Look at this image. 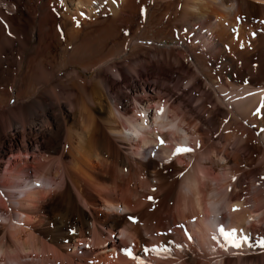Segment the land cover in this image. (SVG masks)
Listing matches in <instances>:
<instances>
[{
  "label": "bare ground",
  "instance_id": "obj_1",
  "mask_svg": "<svg viewBox=\"0 0 264 264\" xmlns=\"http://www.w3.org/2000/svg\"><path fill=\"white\" fill-rule=\"evenodd\" d=\"M9 1L0 0V209L4 211L0 214V264H87L83 261L86 255L77 257L79 247L86 243L102 248L91 251L94 264H229L225 251L230 250L245 264H264V206L250 211L240 207L241 193L247 190L244 176L248 174H239L247 161L254 160L255 148L250 146L254 136L250 125L243 130L237 125L240 118L258 125L264 143V115L258 112V107L264 106V54L260 63L246 65L250 75L246 82L247 74L238 72L241 68L236 63L243 53H235L233 37L257 30L262 42L258 47L264 52V0L169 1L182 28L179 39L172 42L185 47L183 57L190 59L188 50L194 53L196 59L190 60L216 93L219 105L216 110H205L207 99L201 96L198 104L209 117L190 122L184 116L187 113L172 114L173 109L162 99L155 100L152 95L137 98L138 114L117 110L123 128L129 132L116 127L117 115L111 110L105 125L96 122L87 103L85 87L97 76L105 82L102 67L114 59L64 71L48 67L44 60L52 52V40L59 36L60 26L69 27L70 20L59 21L54 15L39 20L25 17L24 1ZM135 1L119 3L120 17L135 11ZM6 5L17 15L3 10ZM189 36L217 60L227 52L232 55L227 63L231 77H226L228 86L219 80L217 68L216 72L208 68L210 58L206 54L196 55V44L186 42ZM36 38L38 43L34 44ZM142 39L131 37L130 49L138 47ZM215 45L216 50L212 48ZM130 54H135L134 50ZM37 60L40 65L33 67ZM169 63L168 59L152 58L143 67L149 74L153 64L167 68ZM152 81L159 85V80ZM199 83L193 81L195 86ZM70 89L80 96L64 92ZM107 123L125 149L108 142L111 138L104 131ZM155 134L161 137L160 143L164 141L161 144L167 157L141 158L146 155L142 142L153 140ZM178 146L192 151L174 154ZM244 148L249 155L243 156ZM4 162L7 166L2 170ZM30 167L36 175L26 181ZM186 168L191 171L185 173ZM41 179L44 181L39 183ZM187 185L190 192L185 190ZM173 196L174 207L170 203ZM223 203L233 210L234 218L226 230H235L232 239L239 247L221 232ZM172 217L188 221V229L170 232ZM117 233L122 234L123 242L114 243ZM240 233L245 241L239 238ZM26 257L32 262L24 261Z\"/></svg>",
  "mask_w": 264,
  "mask_h": 264
},
{
  "label": "rangeland",
  "instance_id": "obj_2",
  "mask_svg": "<svg viewBox=\"0 0 264 264\" xmlns=\"http://www.w3.org/2000/svg\"><path fill=\"white\" fill-rule=\"evenodd\" d=\"M13 1L14 0H10L9 2H13ZM23 1H24L23 9H24L25 17H30V18L34 17L39 20L41 18L50 19V17L54 15V17H56L59 21L63 19L64 20L68 19L71 22L69 27L65 28L60 26L58 29L59 36L54 38L53 40L51 39L53 41V47H52L53 49H51L52 50L51 53L45 56V60H44L45 64L47 63L46 65L48 67L52 69L55 68V70H59L63 68L80 69L84 65L85 66L92 65L97 62L99 63L101 61L108 59L109 57H112L114 59L112 62L109 60L110 62H108V65L107 64L105 65L106 67L105 66L102 67L101 76L105 82L97 80L100 79V77L98 78L97 76L95 80H90V84H88L85 87V93L88 96V97L86 96L88 100L87 103H90L88 106L92 113V117L94 116L93 119L96 122L105 125V123L108 122V119H110L109 111L111 110L114 111L117 115V119L114 121L116 127H120L123 131L129 132L127 129L123 128L121 120L118 118L119 114L117 110L125 111L126 109H128L129 111L131 110L130 114L136 115L137 112L139 113L140 107L138 108V105H135L136 103L134 102L136 101L135 99L150 97L151 95L154 96L155 100L162 99L160 101L164 103L167 102L168 105H170L171 109H173L172 114L183 115V113L184 114L187 113L188 115H184V116H187L186 117L187 120L188 119L192 120V121L188 120L190 122H194L196 121V119L206 120L208 119L207 117H209L208 115H206L201 104H198L202 102L203 98H201V96L202 97L204 96L205 99L208 100V101L206 100L207 109L205 110L208 111H212L213 109L216 110V107L219 105L214 90L212 88L210 89V86H208V84L205 83L204 76L200 75L201 73L197 72L198 70H195L196 67L193 65L192 62L193 59H196L194 56H192L194 55V53L191 50H188L189 51L188 53L191 56L190 57V59L192 60L191 61L189 58L183 57L185 56L184 54L185 47H182L180 43L172 42L173 39L174 41L175 40L177 41L179 39L180 29L182 28H181V23L176 21L177 15L175 14L177 13L175 12V9L172 6L168 5V2L171 0H136L135 8H134L135 11H130L129 12L130 14L128 13V15L127 14H125V16L123 15L124 18L120 17L122 14L120 12L121 8L119 7H121L120 2H122V0H23ZM196 1L197 0H194L193 1L194 3L191 4H195L198 2ZM9 8L10 7L6 5V7H3V10L5 11L7 10L6 12H8L9 15L11 14L13 16H16L17 13H14ZM153 17H155V19H153ZM86 19L87 21H85ZM164 29L166 31H164ZM184 29L188 32L187 26L184 27ZM258 33L259 32H257L256 30V31H247L246 33L242 34L243 36H241V34L238 33L234 34L233 37L235 39L234 42L235 53H243V58H244V59L242 58V60L241 59L236 60V63H238V65L241 68L238 72H243V74L244 73L247 74V69H246L247 64H256L261 62V56H263L264 52H262V50L258 47V45L259 46L262 45V42L258 40V38L261 36L258 35ZM262 33H264V31L261 32V34ZM134 35L141 39L143 38L142 40L145 41L146 43L142 42V40L140 41V43L138 42L137 44L138 47L133 49L135 54L131 55L130 53H132L133 50L130 49V45L128 43H129V39H131V37H133ZM46 40H49L48 37L46 38ZM36 42L38 43L37 38L35 39L34 44H37ZM186 42L190 45L196 44L193 48L194 50L196 49L195 51L197 56L205 55L207 53L206 49L195 41V37L193 36L187 37ZM212 48L216 50L217 46L215 45ZM227 53L228 55L218 60L213 58L212 54H208V55L206 54V55L208 58H210L209 62L207 63L209 64L208 68L211 67V69H214L213 71L215 72L217 68L219 74H221V75H217L218 78L219 77L221 78V79L219 78V80H221L222 83H225V85L228 86L227 84L228 80L226 77L229 78L231 77L229 75L230 66L227 63H229L233 58L231 57L232 55H230L229 52ZM152 58L158 61L168 59V61H170L171 63H169V67L167 68H158L156 65L153 64L150 73L147 74V72H145L144 69L145 67H143V64H145L146 60L148 59L150 60ZM34 62L32 63V65L33 64L35 65V66L33 65V67H37L40 65L38 60L37 62L36 61ZM177 62H180V64ZM218 67L221 69H219ZM103 68L106 69L104 70ZM203 70L207 72V69L205 70L204 68ZM62 71H64V69ZM263 71H264V67H263ZM94 74L97 75V72L94 71ZM196 74L199 75L200 78L202 77V79H200L199 76H197L198 79L193 78L194 76L192 75H196ZM105 76L107 79L105 78ZM137 76H141L142 78L140 77L137 78ZM184 76L187 77L184 78ZM188 76L190 77L188 78ZM178 77H180L181 80ZM245 77H246L245 81L248 82L249 81L248 78L250 77V75L247 74ZM154 79L160 81L159 85H155V82L152 81ZM193 81L195 83H199V82L200 83L196 84L195 86L193 84ZM94 82L95 84H98V86H96ZM174 83L180 85H178V87L175 89ZM193 85L196 88L195 87L193 88ZM2 87H3V82L0 80V88ZM182 89L186 90V92L184 91L185 93L187 92L188 93L185 94L182 91ZM170 90H173L172 91L173 93ZM71 91L72 93L75 92L77 96H80V94L73 89L64 92L70 93ZM192 94L194 96L196 94L197 95L196 97H194ZM181 97H185V98H181ZM192 97L196 101L193 100ZM185 100L187 102H185ZM263 109L264 106L258 107V112H260V115L262 116L264 115ZM222 112L224 115L223 110ZM221 116L222 113L219 116V118H221ZM241 119L242 118L237 120L238 129L239 127L244 128L246 124L250 125L249 127V129H251L250 132L251 133L253 132V136H254L253 141H251L250 143V146L251 147L254 146L255 148V153L253 157L254 160L252 159L251 161H247L244 164L245 167L243 168L242 172L239 174L240 177L244 173V171H247L248 174L247 177L244 176V183H246L247 190H244V192L241 193L240 199H242L241 200L242 205L240 204L241 205L240 207H242L246 211H250L251 209L257 210L260 207L264 206V155H263L264 143L262 142V138H261L262 136L260 135L262 128L260 127L261 128L260 130V128H258L259 127L258 125H254L250 123L251 121L247 122L244 120L245 121L244 122L243 119L242 120ZM105 120L107 121L104 122ZM108 125L109 123H107L106 126H104V131L105 132L107 131L106 132L107 135L109 136V138L112 139V140L108 139V142L111 143V146H113L114 148L120 147L121 149H125L123 148L124 145L121 143L122 140L120 139L119 135L115 131L113 132V130L110 129L111 128L110 125L109 126ZM204 126L206 127V124ZM243 128L239 130H243ZM160 138L161 137L159 135L155 134L153 135V140L149 142H142V150H146V155H141V158L151 155L154 157L155 156L156 157L162 156V158L167 157V155L165 154L166 152H164V147L160 143L159 140ZM232 140H233L231 141L232 144L230 145L231 149H233L235 146L236 138ZM241 153L243 154V156L245 155L247 156L249 155V150L244 148L241 151ZM214 159L217 160L218 159L217 156H215ZM6 166H7L6 162L2 163V170ZM186 170L185 173L191 171L190 168H186ZM35 175H36V170L30 167L28 170V176L25 180L30 181L31 179L35 178ZM183 175L184 174H182L180 178ZM43 181L44 180L41 179L39 183ZM185 190L190 192L191 186L187 185V187H185ZM6 199L8 203L11 202L9 200L11 198H6ZM175 199L173 196L170 203L171 204L174 203ZM223 204L224 206L222 213H224V217H223L224 219L221 220L224 223L223 229L226 230L230 222L233 220L234 216H233V212H231L233 211L232 208L228 207L225 203ZM2 212L0 209V214H2ZM173 219L174 218L172 217L170 232L171 231L173 232L175 228L181 229L182 232H185L188 229L189 227L188 221L187 222L182 221L178 217H176V219L174 220ZM0 220H3L1 218V215H0ZM173 221H176V223H174ZM164 222H165L164 225H166L167 221ZM247 222L249 221L246 220V222L244 223L247 225L248 224ZM262 226L264 228V224H262ZM226 231L229 232L228 230ZM189 232L191 237L194 238L195 236L191 232L190 228H189ZM122 237H123L122 234L117 233L113 237L114 243H116L117 241L118 243L123 242L124 240L121 239ZM239 238L245 241L243 233L239 234ZM223 242L226 244L225 239H223ZM121 245L122 244H120V246ZM112 246L113 244L111 243L110 249ZM94 249L96 251H102L101 250L102 248L100 247L94 248L93 244H89V243L82 244L78 249L79 253L77 257L79 256L83 257L84 255H86L84 256L85 259L83 261L87 264H94L93 262L95 259V254L91 252V251H95ZM234 249L237 248L235 247ZM172 250L174 252L175 249L173 248ZM230 251L231 252L225 251L226 256L228 257L229 264H241V263L245 264L242 262L243 259L239 258L240 261L239 259H237L235 255L237 252L235 253L232 250ZM237 251L239 250L237 249ZM77 257L75 258V262L78 261ZM23 260L32 262V258L30 257H26ZM215 263L216 262L214 261V264ZM49 264H54V263L53 261H51L49 262ZM201 264H205V263L203 262Z\"/></svg>",
  "mask_w": 264,
  "mask_h": 264
},
{
  "label": "snow or ice",
  "instance_id": "obj_3",
  "mask_svg": "<svg viewBox=\"0 0 264 264\" xmlns=\"http://www.w3.org/2000/svg\"><path fill=\"white\" fill-rule=\"evenodd\" d=\"M161 143H164L163 140H161ZM192 151L191 148H188V147H180L178 146L175 150V153L174 154H180V153H183V152H190ZM129 219H131V217H129ZM235 230H233L232 232H225L223 228H221V232L222 234L225 236L226 239H230V242H232L234 244V246L236 247H239V242H237L235 239H232L233 237V232Z\"/></svg>",
  "mask_w": 264,
  "mask_h": 264
}]
</instances>
